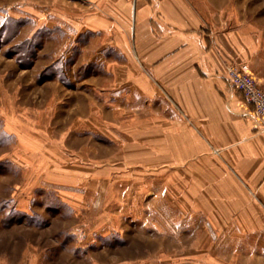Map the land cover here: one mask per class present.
<instances>
[{"label":"rangeland","instance_id":"1","mask_svg":"<svg viewBox=\"0 0 264 264\" xmlns=\"http://www.w3.org/2000/svg\"><path fill=\"white\" fill-rule=\"evenodd\" d=\"M188 2L264 49V0ZM94 15L85 0H0V264H246L233 246L191 248V176L171 149L191 123L139 94Z\"/></svg>","mask_w":264,"mask_h":264},{"label":"crops","instance_id":"2","mask_svg":"<svg viewBox=\"0 0 264 264\" xmlns=\"http://www.w3.org/2000/svg\"><path fill=\"white\" fill-rule=\"evenodd\" d=\"M85 1L102 14L86 19L89 25L136 62L139 94L159 98L175 120L191 123L185 146L171 147L191 176L185 199L191 248L217 254L233 246L246 264L264 261V133L225 78L228 65L243 63L264 91L263 44L242 30L206 27L188 0ZM19 143L31 158L38 153L37 144Z\"/></svg>","mask_w":264,"mask_h":264},{"label":"built area","instance_id":"3","mask_svg":"<svg viewBox=\"0 0 264 264\" xmlns=\"http://www.w3.org/2000/svg\"><path fill=\"white\" fill-rule=\"evenodd\" d=\"M225 78L232 89L241 94L244 103L252 107L250 120L256 130L264 133V91L248 65H228Z\"/></svg>","mask_w":264,"mask_h":264}]
</instances>
